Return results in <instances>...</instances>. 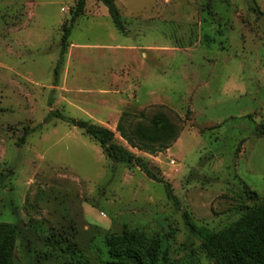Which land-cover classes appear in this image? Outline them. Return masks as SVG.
Masks as SVG:
<instances>
[{
  "label": "rangeland",
  "instance_id": "obj_1",
  "mask_svg": "<svg viewBox=\"0 0 264 264\" xmlns=\"http://www.w3.org/2000/svg\"><path fill=\"white\" fill-rule=\"evenodd\" d=\"M116 3L127 33L87 0L56 84L77 0H0V223L18 232L4 264H157L158 250L215 264L187 221L219 233L264 201V0ZM53 110L113 131L174 197L84 130L45 123Z\"/></svg>",
  "mask_w": 264,
  "mask_h": 264
},
{
  "label": "trees",
  "instance_id": "obj_2",
  "mask_svg": "<svg viewBox=\"0 0 264 264\" xmlns=\"http://www.w3.org/2000/svg\"><path fill=\"white\" fill-rule=\"evenodd\" d=\"M102 2L109 11L115 27L123 34L127 33V29L122 20L121 11L116 3V0H97ZM87 0H77V5L71 10V24L65 27L64 35L62 38V48L60 57L55 68V83L59 82L61 68L65 64V57L68 51L69 38L72 35L73 28L75 27L78 19L85 14ZM127 115V114H126ZM53 118H59L67 123L72 124L79 129L84 130L87 134L95 138L101 146L105 149L108 157L116 163L133 164L140 168L150 179L162 183L167 191L169 197L173 198V190L170 184L164 179L158 177L144 158L137 157L130 153L115 142V134L113 131L102 126L90 123L86 120H76L69 116L64 115L58 110L51 111L45 118V123H48ZM118 130L123 138L136 146L134 140L129 136L128 131L123 125H119ZM32 132V131H31ZM26 131L22 143H25L26 137L31 133ZM264 135V131L260 132ZM142 149L148 150L151 153H156L158 150L153 145L145 144L140 146ZM248 198L260 201L257 192L249 190L247 192ZM187 225L191 231L196 234L202 241L203 249L208 256L214 261L215 264H264V201L255 207H247L243 211V216L219 233H211L202 228H199L191 220L187 221ZM17 227L11 224L0 223V264L8 259L12 253L17 237ZM68 249H71L68 247ZM72 254L77 256L72 261L83 262L84 256L77 250H71ZM60 252H64L61 248ZM131 251L122 252L121 254L110 253V256L119 261H124L121 258L131 256ZM64 257L62 254H58ZM126 255V256H124ZM157 264H176L168 258L167 252L158 250L156 254ZM68 260V259H66ZM153 263V259L150 260ZM112 261L110 264H115Z\"/></svg>",
  "mask_w": 264,
  "mask_h": 264
}]
</instances>
